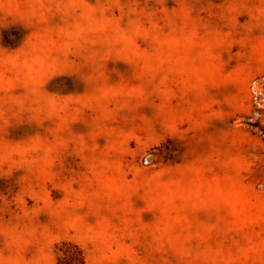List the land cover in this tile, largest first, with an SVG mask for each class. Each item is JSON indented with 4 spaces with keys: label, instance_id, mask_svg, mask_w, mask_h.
I'll list each match as a JSON object with an SVG mask.
<instances>
[{
    "label": "rangeland",
    "instance_id": "1",
    "mask_svg": "<svg viewBox=\"0 0 264 264\" xmlns=\"http://www.w3.org/2000/svg\"><path fill=\"white\" fill-rule=\"evenodd\" d=\"M0 264H264V0H0Z\"/></svg>",
    "mask_w": 264,
    "mask_h": 264
},
{
    "label": "clouds",
    "instance_id": "2",
    "mask_svg": "<svg viewBox=\"0 0 264 264\" xmlns=\"http://www.w3.org/2000/svg\"><path fill=\"white\" fill-rule=\"evenodd\" d=\"M6 7H8V6H6ZM171 191V190H170Z\"/></svg>",
    "mask_w": 264,
    "mask_h": 264
}]
</instances>
